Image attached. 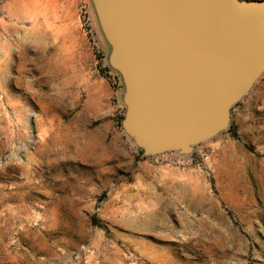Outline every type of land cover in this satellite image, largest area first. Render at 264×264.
I'll return each mask as SVG.
<instances>
[{
	"label": "rangeland",
	"instance_id": "374dc122",
	"mask_svg": "<svg viewBox=\"0 0 264 264\" xmlns=\"http://www.w3.org/2000/svg\"><path fill=\"white\" fill-rule=\"evenodd\" d=\"M111 56L92 0H0V264H264V72L146 155Z\"/></svg>",
	"mask_w": 264,
	"mask_h": 264
},
{
	"label": "water",
	"instance_id": "95a60500",
	"mask_svg": "<svg viewBox=\"0 0 264 264\" xmlns=\"http://www.w3.org/2000/svg\"><path fill=\"white\" fill-rule=\"evenodd\" d=\"M123 76L124 129L146 155L227 128L264 72V0H92Z\"/></svg>",
	"mask_w": 264,
	"mask_h": 264
},
{
	"label": "bare ground",
	"instance_id": "6f19581e",
	"mask_svg": "<svg viewBox=\"0 0 264 264\" xmlns=\"http://www.w3.org/2000/svg\"><path fill=\"white\" fill-rule=\"evenodd\" d=\"M32 7H33V2L27 1V4H25V8L23 7L22 10L24 9V13H26L27 16H30V15L33 16L32 13H34V11L33 10L31 11ZM20 12H21V10H20ZM20 12L17 13V14H19L18 16H22V14Z\"/></svg>",
	"mask_w": 264,
	"mask_h": 264
},
{
	"label": "trees",
	"instance_id": "16d2710c",
	"mask_svg": "<svg viewBox=\"0 0 264 264\" xmlns=\"http://www.w3.org/2000/svg\"><path fill=\"white\" fill-rule=\"evenodd\" d=\"M102 72H103V70H102Z\"/></svg>",
	"mask_w": 264,
	"mask_h": 264
}]
</instances>
